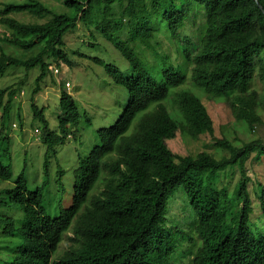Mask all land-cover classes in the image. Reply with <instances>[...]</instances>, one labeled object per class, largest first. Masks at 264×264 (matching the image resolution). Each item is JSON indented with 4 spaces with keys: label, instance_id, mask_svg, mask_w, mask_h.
Wrapping results in <instances>:
<instances>
[{
    "label": "trees",
    "instance_id": "obj_1",
    "mask_svg": "<svg viewBox=\"0 0 264 264\" xmlns=\"http://www.w3.org/2000/svg\"><path fill=\"white\" fill-rule=\"evenodd\" d=\"M61 2L66 11L40 0L0 8L5 29L0 42L17 49L10 54L0 44V77L11 68L29 74L38 68L33 91L38 94L54 62L60 68L74 67L65 38L81 24L90 33L86 47H95L102 37L128 61L130 69L124 73L94 59L115 84L128 90L129 100L117 122L98 131L100 145L75 166L72 204L64 208L55 199L46 203L48 171L53 160L58 162V146L77 139L78 133L70 134L68 128L78 125L81 113L72 95L63 91L59 129L52 130L45 108L33 103L47 147L42 163L46 175L30 190L25 169L12 187L0 190V237L18 241L13 260L1 264H172L178 241L194 242L195 237L201 242L190 264H264V224L260 228L254 222L247 170L253 155L264 161V140L242 146L217 140L214 146L222 155H176L167 145L179 132L192 139L214 133L213 118L195 90L225 101L236 120L252 131L263 124L264 87L259 89L258 82L264 86V0ZM20 14L45 21L22 22L14 17ZM198 17L200 29L190 35L187 24L192 19L195 25ZM161 37L168 42L167 52L158 48ZM173 49L178 64L168 53ZM148 50L154 57L143 59ZM78 51L73 54L84 58ZM25 81L19 88L0 89V150L11 146V138L4 135L6 122ZM2 157L0 183L13 177L11 164ZM229 168L241 173L233 191L218 187ZM67 171L59 164L52 185L63 186ZM178 189L187 194L192 208L187 230L167 226L170 200ZM257 197L264 215L262 184Z\"/></svg>",
    "mask_w": 264,
    "mask_h": 264
},
{
    "label": "rangeland",
    "instance_id": "obj_2",
    "mask_svg": "<svg viewBox=\"0 0 264 264\" xmlns=\"http://www.w3.org/2000/svg\"><path fill=\"white\" fill-rule=\"evenodd\" d=\"M14 1L24 2L25 0H0V8ZM40 1L58 11H66L62 5V0ZM14 17L26 23L45 21L25 14L15 15ZM200 19L201 17H198L195 25L192 19L187 24V30H190V35H194L200 29ZM4 32L5 29L0 24V38L3 37ZM89 35L90 33L81 24L77 30L68 33L65 38V51L69 54V58H72L73 64H75L74 67L71 68L63 64L60 71L61 74L57 75L54 74V69L59 66L54 62L51 65L50 74L41 83V91L36 95L33 91L37 86L36 81L40 72L38 68L30 72V74L24 69L11 68L4 77H0V89L11 86L19 88L21 87L20 81L26 80L22 91L17 95L9 121L6 122L4 135H9L11 138V146L8 150L2 148L0 156H3L2 161L11 164L13 177L11 181L0 183V190L12 187L14 180L25 169L29 189L34 190L40 185L43 175H46V172H43L42 163L47 147L40 141L41 135L36 132L38 128L41 129L43 126L37 120H34L32 105L36 103L41 109L45 108V115L50 122L51 129L58 130V117L63 114L60 107V99L62 92L66 91L72 95L81 113L78 125H71L68 128L70 134L71 132H77L78 137L77 139L70 138L65 145L58 146V162L53 160L52 166L51 164L49 166L48 178L51 180V186L46 194V203L49 205L50 200L55 199L58 207L64 208L66 205L71 207L75 186L73 173L79 165L80 158L89 156L94 147L100 145L98 131L103 128H111L120 118L129 100L128 90L124 86L115 84L104 67L97 64L94 59L99 58L106 63L114 64L124 73H128L130 69L128 61L102 37L98 38V44L95 47H86V44L90 43ZM160 41L161 46L158 48H163L167 52L168 42L163 37L160 38ZM0 44L10 54H15L17 51V49L8 44L3 42H0ZM78 50L84 52V58L73 54V52ZM168 53L172 55V62L178 64L180 59H177L176 50L173 49L168 51ZM142 56L143 59H152L154 57L150 50L146 51ZM177 67L180 68V66ZM68 81L71 82V88L69 89L66 86ZM186 87H190V84H187ZM263 87V84L259 81L258 88L262 89ZM195 93L203 99L209 109L214 121V133H206L201 135L199 139H192L179 132L176 138L167 141L168 147L174 154L195 156L200 152L207 151L222 155L225 152H221L214 146L217 140L229 139L237 146H242L244 143L257 139L264 140V122L252 131L247 125L241 124L236 120L225 101L210 99L199 90H195ZM6 99L7 96L5 101ZM166 104L172 112L177 113L170 100ZM18 113H20V116ZM1 114L2 112L0 111V117ZM261 115L264 121V110L261 111ZM26 155H28V158ZM59 164L63 169L68 170L65 177L66 182L63 186L52 185L53 180L56 179ZM247 170L250 178V192L255 201L254 222L261 228L264 224V215L261 214V208L257 202V192L258 186L264 185V161H259L253 155L247 164ZM240 178L241 173L238 168H229L221 174L218 187L228 186L233 191ZM189 203V198L182 189H178L174 193L170 200L171 209L169 215H167L168 227L174 226L187 230L186 223L189 220H193V215H191L192 208ZM48 213L56 214L55 211H48ZM195 239L194 242H189L182 238L178 241V253L176 252L173 255L172 264H190L196 247L201 242L200 238L195 237ZM6 245L11 246L10 251L4 250ZM17 247L18 241L15 238L0 237V264L13 260L18 251ZM64 247H66V244L62 245V248Z\"/></svg>",
    "mask_w": 264,
    "mask_h": 264
},
{
    "label": "clouds",
    "instance_id": "obj_3",
    "mask_svg": "<svg viewBox=\"0 0 264 264\" xmlns=\"http://www.w3.org/2000/svg\"><path fill=\"white\" fill-rule=\"evenodd\" d=\"M56 70H59V72H56ZM60 71H61V68H60V67H56V68L54 69V74L59 75V74H61ZM68 83H70V86H68ZM66 86H67L68 89L71 88V82L68 81L67 84H66ZM50 126H51V125H50ZM36 132L39 133V135H41V133H42L41 129H39V128L36 130ZM40 141H42V140H40ZM26 156H27V158H28V155H26Z\"/></svg>",
    "mask_w": 264,
    "mask_h": 264
},
{
    "label": "built area",
    "instance_id": "obj_4",
    "mask_svg": "<svg viewBox=\"0 0 264 264\" xmlns=\"http://www.w3.org/2000/svg\"><path fill=\"white\" fill-rule=\"evenodd\" d=\"M56 72H59V70H56ZM68 86H70V83H68Z\"/></svg>",
    "mask_w": 264,
    "mask_h": 264
},
{
    "label": "bare ground",
    "instance_id": "obj_5",
    "mask_svg": "<svg viewBox=\"0 0 264 264\" xmlns=\"http://www.w3.org/2000/svg\"><path fill=\"white\" fill-rule=\"evenodd\" d=\"M79 59H80V57H79Z\"/></svg>",
    "mask_w": 264,
    "mask_h": 264
}]
</instances>
